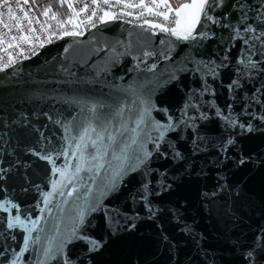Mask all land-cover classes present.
Instances as JSON below:
<instances>
[{
	"label": "snow or ice",
	"instance_id": "snow-or-ice-1",
	"mask_svg": "<svg viewBox=\"0 0 264 264\" xmlns=\"http://www.w3.org/2000/svg\"><path fill=\"white\" fill-rule=\"evenodd\" d=\"M65 3L62 18L52 4L0 0L5 79L18 82L20 61L45 45L91 29L122 24L171 39L164 51L135 55L117 40L125 51L113 63L133 62L125 75L94 71L90 57L73 65L83 77L62 63L51 86L26 84L25 107L0 100V264H104L99 258L114 246L118 264H183L170 229L190 237L197 256L205 236L179 193L209 173L197 211L235 229L251 219L246 209L258 210L255 230L243 239L234 231L231 248L241 264H264V0ZM33 159L51 166L42 179L50 190L32 178ZM33 189L40 199L28 205L21 196ZM141 224L155 232L153 244L137 239ZM195 259L187 256L188 264Z\"/></svg>",
	"mask_w": 264,
	"mask_h": 264
},
{
	"label": "water",
	"instance_id": "water-1",
	"mask_svg": "<svg viewBox=\"0 0 264 264\" xmlns=\"http://www.w3.org/2000/svg\"><path fill=\"white\" fill-rule=\"evenodd\" d=\"M129 32L132 35L129 36ZM159 39H165L164 45H159ZM171 39L161 34H157L153 37L151 33L144 32L139 29H132L126 25H119L111 32H98L95 29H91L89 32H85L84 36L66 37L62 40L55 41L53 44L45 45V49H41V53L38 56H32L30 59H24L20 61V75L17 78L5 79L4 73H0V100L7 101L9 104L17 107H25L26 105L20 104V101L25 96L27 91L26 84L35 85L41 88L45 86H51V82L56 78L58 69L63 63L64 67L70 68L71 71L76 72L78 76L83 77L84 71L73 65H83L90 57H94L92 60V69L94 71H100L104 68H110L115 76L125 75L127 68L132 65L131 57H120L121 63L114 64L113 62L118 59L117 54L125 51L124 47H121L116 43L117 40L122 41L124 45H130L129 51L134 55L141 53L147 48L151 50L154 46L157 50L164 51L168 48V40ZM107 46V51H105ZM64 47H69V51L64 53ZM115 47V52L112 48ZM134 75L128 74L125 78L129 79ZM111 80L112 77H109ZM118 82V81H117ZM7 89V91H4ZM219 103H224V97L227 94L226 90L221 88L219 90ZM217 135L216 131L209 133V139L214 138ZM259 137L249 139L245 143L249 146L259 141ZM208 159H213L209 157ZM34 164H38V168H34L33 179L36 183L41 184V188L44 189L42 183L43 171L45 167L50 168V165H46L42 161H31ZM200 166H204L203 161H199ZM214 173H209V180L203 178H197L195 175L189 180L187 186L180 190L179 195L186 196L191 201V207L188 208L185 215L188 217L189 223L195 221V231L197 233H204L205 239L202 243V250L197 256L196 246L193 244L190 237H181L178 232H172L179 242L181 252V260L183 264H188L187 256L195 257V264H241L239 251H233L231 244L236 238L231 235L234 231L240 235L243 239L244 235H251L250 230H255L256 223L254 221L259 220L258 210H247L251 219L245 217V223L239 224L233 227L232 224H228L225 227L223 222H215L209 220L206 216H202L197 211V190L202 189L205 183H210ZM50 190V184L47 189ZM35 197V199H33ZM22 200H26L28 205L35 203L37 199H40L39 195L33 189L27 197L21 196ZM121 204L123 201L121 200ZM42 206V204H41ZM39 214V212H35ZM99 225L97 230L102 228ZM165 227H169L167 224ZM140 234L143 236V243L153 244L155 240V232L148 224H141L137 239H140ZM2 239V237H0ZM205 252L207 257H205ZM163 253V248H161ZM159 257H150V259H158ZM104 264H118L123 259L122 253H120L118 247H113L106 251L102 257L99 258Z\"/></svg>",
	"mask_w": 264,
	"mask_h": 264
},
{
	"label": "built area",
	"instance_id": "built-area-1",
	"mask_svg": "<svg viewBox=\"0 0 264 264\" xmlns=\"http://www.w3.org/2000/svg\"><path fill=\"white\" fill-rule=\"evenodd\" d=\"M73 2H74V5L77 4V3L82 5L83 3L89 2V0H73ZM45 6H47V5H45ZM53 11L57 12L58 14L59 13H64L65 16H63L62 18H66V13L68 11L67 7H66V3L64 5H61L60 4V0H56L55 4L53 5ZM52 23H53V27L55 28V22L53 21ZM0 55H3V54L0 53ZM25 55L28 56V55H30V53L26 50L25 51ZM5 59H6V56H5Z\"/></svg>",
	"mask_w": 264,
	"mask_h": 264
},
{
	"label": "trees",
	"instance_id": "trees-1",
	"mask_svg": "<svg viewBox=\"0 0 264 264\" xmlns=\"http://www.w3.org/2000/svg\"><path fill=\"white\" fill-rule=\"evenodd\" d=\"M38 2H39L41 5L45 6V5H48V4H52V5H54L55 2H56V0H38Z\"/></svg>",
	"mask_w": 264,
	"mask_h": 264
}]
</instances>
